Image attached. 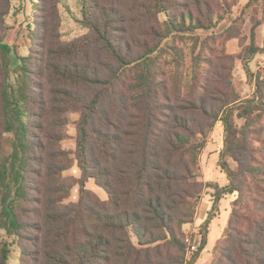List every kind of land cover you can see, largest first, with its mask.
<instances>
[{
	"label": "trees",
	"instance_id": "1",
	"mask_svg": "<svg viewBox=\"0 0 264 264\" xmlns=\"http://www.w3.org/2000/svg\"><path fill=\"white\" fill-rule=\"evenodd\" d=\"M63 1L37 0L31 53L16 58L12 86L11 0H0V229L17 237L20 264H188L183 226L193 222L206 186L199 154L218 121L242 175L259 170L245 147H234L230 120L238 111L248 126L252 115L264 114L261 82L243 101L233 80L236 61L259 48L253 42L218 62L199 52L187 84L181 50L163 41L212 29L221 8L230 13L239 0H79L88 32L68 43L60 32ZM227 32L226 42L244 46L242 28ZM166 55H173L174 71ZM71 111L81 115V196L65 204L69 158L58 131ZM10 132L18 137L5 155ZM89 181L105 197L86 189ZM244 188L241 182L231 192L242 196ZM9 256L1 241L0 264ZM216 264H264V188L244 212L234 208Z\"/></svg>",
	"mask_w": 264,
	"mask_h": 264
},
{
	"label": "rangeland",
	"instance_id": "2",
	"mask_svg": "<svg viewBox=\"0 0 264 264\" xmlns=\"http://www.w3.org/2000/svg\"><path fill=\"white\" fill-rule=\"evenodd\" d=\"M37 0H11V11L6 18V43L15 52L16 65L12 69L11 81L15 86L18 81V58H26L32 49V38L35 31L34 15ZM259 0H239L230 13L221 8L220 19H215L212 29L204 31L197 30L192 33H172L163 41V46H176L183 54V68L185 82L191 81L193 58L201 52L203 58H211L218 62L227 49V30L231 27L247 30L251 36L250 26H255V16ZM62 23L61 37L63 42H72L85 35L88 30L83 26V7L79 0H64L59 5ZM219 9V8H218ZM264 9V8H262ZM264 21V15L260 12ZM252 17V18H251ZM164 22L167 18L164 14L160 16ZM249 22L245 26L246 19ZM264 32V31H263ZM238 44V43H237ZM239 47V45H238ZM244 49H240V53ZM231 51V49H230ZM17 58V59H16ZM169 71L175 70L173 55H166ZM19 63V64H18ZM250 69H255V60L249 64ZM256 72L250 70L242 75L243 70L235 69L234 84L239 91L242 100H248L256 93L257 84L261 82L264 94V66H259ZM238 111L230 117L233 129L237 135L234 147L246 148L245 155L254 156L249 160L250 165L257 167L256 175L243 176L238 162L233 154L229 153L230 145L226 144L228 133L222 121H218L208 134L205 147L200 151L197 174L200 181L205 183V188L200 197L195 201V215L192 223L185 224V243L188 246H196L193 254H187L188 264H216L220 255V247L229 234V221L234 208L244 212L251 197H257L260 188H264V114L258 112L250 117V125L246 120L239 118ZM259 115V116H258ZM80 113L77 111L68 112L65 115L66 124L58 133L61 136L60 149L68 153V169L62 173V180L68 188L69 195L64 200L65 204L76 203L80 199L81 170L76 160L77 151V126L80 120ZM17 126V122H15ZM14 132L6 133L3 137V150L5 155L13 152V144L17 140ZM253 160V161H252ZM243 182L245 188L243 195L238 192H231L234 186ZM85 188L105 197V193L99 189L93 181L85 184ZM201 223L200 225H197ZM212 233V245L207 249L208 238ZM189 239V242L186 239ZM205 246L201 250L203 241ZM4 241L9 245L10 256L8 264H20L21 250L18 239L9 235L5 230L0 229V242ZM195 257V259L193 258Z\"/></svg>",
	"mask_w": 264,
	"mask_h": 264
},
{
	"label": "crops",
	"instance_id": "3",
	"mask_svg": "<svg viewBox=\"0 0 264 264\" xmlns=\"http://www.w3.org/2000/svg\"><path fill=\"white\" fill-rule=\"evenodd\" d=\"M248 2H250V0H247V3ZM257 8H259L260 11H257L256 16L254 18L255 19V26L252 25V27L251 26L249 27L251 32H252L251 36L249 35V33L247 32V30L245 28H244V30L246 32L244 33L242 31L243 32L242 36L245 38V41L243 42L244 46H242V42L240 41V39H231V40L227 41V49L229 52L228 54H232V55H237L240 52L241 48L243 49L244 47H248L253 42L255 43L256 47L259 48V50L256 53L252 54L246 62H243L242 60L236 61L235 69L236 70L242 69L243 70L242 75L247 74L248 70L252 71L249 67V64L252 60H255V69L252 72H254V71L256 72L258 69H260V67H259L260 65L262 67L264 66V32H263L264 31V21L262 20V16L259 15L260 12L264 15V9H262V8H264V0H259V3L257 4ZM248 22H249V20L247 18L245 26H247ZM253 33H254V35H253ZM238 45H239V47H238ZM230 49H231V51H230ZM235 69L233 72L234 76H235ZM238 93H239V91H238ZM200 224L201 223L197 222V225H200ZM208 239H209L208 240V246L206 248L210 249V247L212 245V233H210ZM196 264H200V263L197 262Z\"/></svg>",
	"mask_w": 264,
	"mask_h": 264
},
{
	"label": "built area",
	"instance_id": "4",
	"mask_svg": "<svg viewBox=\"0 0 264 264\" xmlns=\"http://www.w3.org/2000/svg\"><path fill=\"white\" fill-rule=\"evenodd\" d=\"M186 241L189 242V239L187 238ZM195 250H196V246L195 245H193V246L190 245L187 248V254H193Z\"/></svg>",
	"mask_w": 264,
	"mask_h": 264
}]
</instances>
